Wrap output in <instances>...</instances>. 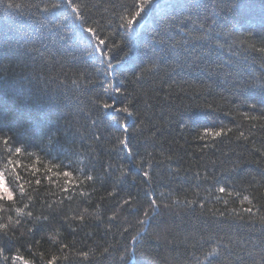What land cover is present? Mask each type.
Returning a JSON list of instances; mask_svg holds the SVG:
<instances>
[{"label":"trees","instance_id":"obj_1","mask_svg":"<svg viewBox=\"0 0 264 264\" xmlns=\"http://www.w3.org/2000/svg\"><path fill=\"white\" fill-rule=\"evenodd\" d=\"M169 2L0 0V264H264V0Z\"/></svg>","mask_w":264,"mask_h":264},{"label":"snow or ice","instance_id":"obj_2","mask_svg":"<svg viewBox=\"0 0 264 264\" xmlns=\"http://www.w3.org/2000/svg\"><path fill=\"white\" fill-rule=\"evenodd\" d=\"M147 6V12L145 11V7ZM11 7V5H9ZM60 5L54 4L53 8H59ZM173 5L169 2V0H151L150 5L148 4V0H142V3L140 6H138V10L134 13L135 17L139 18V23L131 30L130 33V40L133 44L137 43L140 38L141 31L144 29V27L150 23L152 15L153 14H159V15H165L167 14V11L172 8ZM47 11V9H45ZM73 12H76L77 9L73 8ZM143 13V15H142ZM133 21L130 19L128 20V24L132 25ZM88 32H91L92 29H88ZM203 38V37H201ZM105 42L104 40L100 39L99 44L103 45ZM155 43L159 44L161 46L160 51H164L166 47H171L173 51H175L179 46H181L184 41L177 40L175 42H172L170 37H167L165 34L161 33L158 37V39L155 41ZM109 68L112 67L111 63L108 65ZM105 108H114V105L105 104ZM123 112L127 113L128 116H131L132 113L128 111L127 108L122 109ZM209 135L213 136H219L221 135L220 132H214V133H208ZM122 144H124L125 147H127L126 139L121 141ZM147 175V173H145ZM2 175V174H0ZM64 175L71 176L70 172H65ZM89 179H92L89 177ZM220 192H224V188L219 189ZM3 195H5L9 200H13L15 198L13 191L9 188L7 181L3 178V191L0 192ZM3 197L0 196V199ZM155 203V201H153ZM250 211V209H249ZM147 215V214H146ZM17 259L23 260L22 257H16ZM28 264V262H27Z\"/></svg>","mask_w":264,"mask_h":264}]
</instances>
